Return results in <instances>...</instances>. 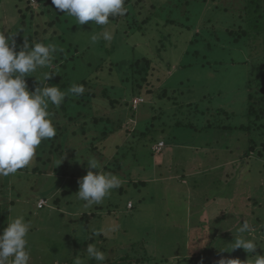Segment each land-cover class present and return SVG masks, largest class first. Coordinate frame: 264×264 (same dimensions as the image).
Returning a JSON list of instances; mask_svg holds the SVG:
<instances>
[{"label": "rangeland", "instance_id": "1", "mask_svg": "<svg viewBox=\"0 0 264 264\" xmlns=\"http://www.w3.org/2000/svg\"><path fill=\"white\" fill-rule=\"evenodd\" d=\"M83 1L91 12L96 9L99 13V16L95 13L92 15L95 21L104 26L97 36L104 47L109 51L113 50L112 57L109 58L112 62L145 56L162 67L163 77L170 72L162 87L168 91L172 101H148L138 111V115H143L139 120L135 119L132 123L126 118L125 124L124 119V126H129L130 132L135 126L139 132L146 129L145 121L140 120H145L150 105H156L160 110V117L152 122L153 130L149 137L138 136L121 146L134 147L135 157L130 158L129 153L120 175L125 178V182L132 180L134 183L146 184L136 189L131 184H125L124 187L119 185L118 188H123L120 192L122 194L119 190L111 189L112 185L109 186L100 201L114 206L112 215L102 222L99 218L89 220L85 230L78 213L93 212L97 203H82L77 190L87 193L95 184L93 180L104 179L101 177V167L103 168L106 160L96 156L87 157L82 144L86 140L84 137L73 141H68L67 138L71 148L73 145L78 148L76 156L79 160L85 155L83 164L78 165L82 176L71 182L61 173L60 159L42 157V152L49 149V144H42L40 148L16 142L6 144L3 148L8 134L4 138L0 136V209L4 211V206L6 207L7 217L4 222L8 226L0 233V264H53L56 259L80 264V255L83 254L80 251L84 247L79 249V242L92 233L102 232L108 240L102 246L104 251L99 255L101 260L96 259L95 264H108V259L113 263L126 255L140 257L145 252L156 258H167L168 264H176L182 260H188L186 264H261L264 260V158L259 157L258 153L264 151L260 145L262 140L256 139L255 150H251L250 145H247L249 137L244 133L224 134L217 129H203L205 124L216 121L226 125L246 122L244 113L249 91L247 81L249 78L256 80L255 76L259 74L255 69L256 58L248 60L246 53L242 52L235 54L233 62L234 57L227 45L220 46L221 49L205 50L203 38H208V34L200 29L189 34L186 44V50L199 51L201 55L200 58L197 57L198 61L185 53L182 40L178 41L179 48L171 50L172 45H169L167 50L160 52L156 48V41L166 34L171 37L179 34V30L171 28L172 25L169 24L167 8H164L168 0H130V3L120 0L119 6L122 7L112 9L111 13L104 10L108 3H103L102 0ZM224 1L226 0L220 2ZM81 2L82 0H24L20 10L21 14L26 15L25 22L31 23L29 29L19 21L16 10L19 0H0V113L11 112L12 120L23 114L19 118V126L23 121L30 123L41 115V110L36 105L45 106L42 96L48 83L60 82L51 55L44 49L46 41L43 44L39 42L52 39V43L56 45V36L61 35L56 27L50 25L52 14L68 3H73L76 9ZM115 2L112 1V4ZM124 6L128 7L129 13H126ZM172 14L171 20L178 22L184 19L183 15L174 17ZM150 15H154L158 21L157 28L151 29V32L140 30L141 23ZM75 23L80 25L81 15L76 16ZM174 24L173 27H178L177 23ZM82 29H79L75 40H81L82 32H89V29ZM34 31L37 33L38 44H33L34 48L31 50L30 40H35L34 36L31 37ZM198 34L201 37L195 41ZM187 35L184 36L185 39ZM71 37L67 33L64 39L69 41ZM89 48L85 51L86 63L93 60L91 50L94 49V44L91 43ZM261 49L259 47L258 51L262 59L264 54ZM203 54L207 55L208 60ZM214 60L220 62L212 65L217 71L205 64L209 61L214 63ZM63 74L64 71H61L60 75ZM103 79L106 81H98L104 86L115 85L122 88L116 96L129 98L125 86L118 84V74H106ZM145 87L143 85L142 92ZM158 89L157 86L155 94ZM190 90L192 92L189 96ZM188 96L196 102H200L205 96L207 102L199 104L201 108L210 102L212 108H223L235 116L231 120V117L218 119L215 110L211 109L209 117L201 115V110H198L189 114L191 117L183 118L177 115L178 107L186 105V100H190H185ZM146 97L153 98L152 95ZM98 100L104 101L100 97ZM104 102L106 106L94 103L96 116L116 119L121 116L124 118L127 114L124 106L119 108V105L112 110ZM6 121L11 122L8 119ZM177 123L182 126H177ZM189 124L193 127H183ZM77 127H80L79 122L71 124L70 132L77 130ZM94 135L93 131L89 132L88 139ZM46 136L43 133L41 138L45 139ZM120 136L125 137L123 134ZM18 138L16 135V139ZM51 140L52 135L49 143ZM117 140L111 136L107 141ZM156 142L163 143L164 146L160 152L152 150L156 155L151 156L149 145ZM59 143L61 145V139ZM67 143L63 144L65 149ZM158 144L153 145V148ZM246 150H249L248 156L245 155ZM71 153H65L68 156L65 161H71ZM37 154L44 161L39 160ZM154 161H162L161 166L174 173L169 175L172 181L160 178L165 172L163 169L152 168ZM239 166L242 167V172L244 168L248 169L245 174L247 179L240 184L236 180L230 181L234 184L230 191L223 194L219 192L221 197L214 196L210 202L205 203L204 197L210 189L206 188L202 178L218 180L221 167L231 170L230 168ZM34 168H38L43 174L34 172ZM96 175L99 176L95 177ZM87 178L89 182L83 186L85 181L82 180ZM195 181H199L201 186L192 190L191 184ZM175 190L179 194H175ZM232 190L234 197L230 195ZM62 191L66 193L60 194ZM52 197L59 199V204L54 206ZM127 202L130 204L126 207ZM132 204L134 209L131 210ZM261 206L263 207L260 208ZM10 229L16 230V233H11ZM76 252H80V255L76 256ZM236 258L240 263H233V260L237 261Z\"/></svg>", "mask_w": 264, "mask_h": 264}, {"label": "trees", "instance_id": "2", "mask_svg": "<svg viewBox=\"0 0 264 264\" xmlns=\"http://www.w3.org/2000/svg\"><path fill=\"white\" fill-rule=\"evenodd\" d=\"M38 1L42 2L45 0ZM102 1L103 3H108L104 10L108 13H111L112 9H115L119 6L120 0H115L116 2L114 4H112V1L114 0ZM220 1L222 0H168V3L164 5V8H167L168 13H166L170 19L169 24L172 25L171 28L179 30V34L173 37H171L169 34L164 35L160 40L156 41V48L161 52L165 51V49L167 50L169 45H172L171 50H174L179 48L178 41L182 40L184 42L185 53L197 60V57L200 58L201 55L199 51L186 50V44L188 43L189 34H192L195 29H200L203 31V33L205 32L208 34V38H203L206 43L204 45L205 50L210 51L213 48L221 49L219 48L220 46L223 47L224 45H227L228 49L230 50V54L233 57L237 53L241 54L244 52L246 53V58L248 60L256 58L255 69L259 71V74L255 76L256 80L249 78L247 81L249 91L247 92V104L244 113L246 122L242 124L238 123L239 125H233L232 123H230V125H226L224 123L219 124V122L216 121L213 124H205L203 129H217L224 134H230L231 132L244 133L247 135V137H249L247 142V145H250L249 149L255 150L257 145L256 139L262 140L260 145L264 149V58L261 59V53L258 51V48L260 47L262 48L261 52L264 54V0H226L222 3ZM19 2L20 4H16L19 21L21 25L23 23L27 28L31 29V23L27 24L25 22L26 15L23 13L21 14L20 10V5L22 2H24V0H19ZM125 2L130 3V0H125ZM110 4L113 6H110ZM73 6V3H68L66 7L63 6L61 10L52 14L51 18H53V20L50 25L56 27L58 32L61 34L59 37L56 36L58 40L56 45L52 43V39H44L43 42L39 41L42 44L46 41L44 49L49 55H51V61H53L56 66V72L59 73L58 77H60V82L57 81L56 83H48L45 93L42 96V102L45 104V106L43 107L38 104L36 105L41 110V115H38V117H36V119L30 123L23 121L21 126H19L17 129V135L19 137L18 139H21L20 144H26L29 147H31L30 145H33L41 148V146L49 144V149L42 152V157H52L53 159L57 157L60 159V167L62 168L61 173L63 172L62 174L64 177H66L71 182H73L76 177L82 176L80 175L81 168L79 169L78 165L83 164L85 161V155L79 160L76 156V152H78L76 150L78 148H75L74 145L71 148L67 143V138H69L68 141H70V139L73 141L74 139L78 140L80 137H84L86 140L83 141L82 144L84 145V153L88 154L87 157L96 156L102 160H106V162L103 163V168L101 167V171H103V175L101 177L104 179L102 181L93 180L95 184L87 193L77 190V194L81 198L82 203H97V206L93 208L95 209L93 212L89 214L85 212L83 214L78 213L80 219L85 225H83V227L86 230L89 220L99 218L102 222L107 220L110 215H112L114 206L111 207L109 205H105L100 201V198L103 196L105 190L109 186L112 185L111 189L119 190L120 193L123 188H118L119 185L124 187L125 184H131L133 185V188L135 187L136 189V187H142L146 184L137 182L134 183L132 180L125 182V178L120 175L123 173V168L126 165V157L129 156V153L131 154L129 156L130 158L135 157L133 153L135 149L134 147L121 146H123L125 142L134 140L138 136L143 138L149 137L153 130L152 122L160 117V110L156 107V105H150L151 108L148 109L149 113L145 115V120H140L145 121L146 129L139 132L136 126L135 129L133 128V130H131V132L129 130V126H124L127 123L126 118H129V122L131 121L133 123L135 119L139 120V117L143 116L138 115L141 105H146L145 103L148 101L165 99L172 101V97H169L168 91L165 89V87H162L166 78L170 76V72L166 73L165 77H163L162 73L164 71L161 73L162 67L156 62L145 58V56L138 57L140 59H122L119 62H112L109 58L112 57L113 50L109 51L106 47H104V44L100 43L99 37L97 36L98 32L102 31L104 26L95 21V18H93L92 15L95 13L97 16H99V13L96 12V9L91 12L83 0L78 6L75 5L76 9ZM123 8L125 9L126 13H129L127 6H124ZM171 13H173L172 15H174V17L176 15H180L182 17L183 15L184 19L182 21L178 20V22L171 20ZM19 14H21V17ZM42 14H44L43 11ZM77 15H81V23L80 25L78 24L79 26H77L75 23ZM155 16L159 18L157 14H155ZM155 16H148L141 23L140 30L151 32V29H156L159 23L154 18ZM152 21H155V23L153 24ZM174 23H177L176 25H178V27H173L175 26ZM79 29H85L84 31L89 29V32H82L83 35L81 36V40L78 41V39L75 40V37L77 36ZM23 32L21 29V33ZM32 33L33 34L31 37L34 36L35 40H30L31 50L34 48L33 44H38V41L36 40L37 33L35 31ZM67 33L71 34L72 36L69 38V41L64 39V36ZM185 35H187L186 39L184 37ZM199 37L201 36L198 34V37H195V41H197ZM209 38H211V40H209ZM91 43L94 44V49L91 50L93 52V60L86 63L87 53L85 51L86 49H90L89 47L91 46ZM203 57L205 59L207 58L208 60L206 54H203ZM232 60L234 62L235 57L232 58ZM218 63L220 62L215 61L212 63L209 61L205 64L211 67L213 64ZM202 64L204 67L206 66L204 63ZM211 68L214 69V71H217L214 66ZM61 71H64L63 75H60ZM106 74L119 75L118 84L119 86H125V90L129 92L128 99H122L123 96H116L119 92V89L122 88H118V86L115 85L110 87L101 84L102 81H106L103 79ZM98 80L101 83H99ZM143 85L146 86L144 88V92L141 91ZM157 86L159 89L155 94V88ZM188 92L190 96L192 91L190 90ZM98 94L100 95L98 96ZM147 95H152L153 98H147ZM189 96L185 97V100L190 99L191 97ZM99 97L106 101L112 110L115 109L116 106L120 105L119 108H121V105L124 106L126 108L127 114H125L124 118L121 116L117 117L116 119L96 116L94 113L96 109L94 107V103L106 106L104 101L98 100ZM135 98H140L143 100V103H140L136 109L132 107V101ZM206 100L207 98L205 96L200 100V102H196L193 99H190L189 101L186 100V105L178 107L179 112L177 115H180L183 118L191 117L189 114L201 110V115L209 117L211 109H213L215 110V116H217L218 119H221V117H226L229 119L231 117V120L235 116L234 113L230 111V113H228L223 108H212L210 102L201 108L199 104L205 102ZM2 113H0V121L3 120V118H1ZM149 114H152L150 118L148 117ZM76 122H79L80 127H77V130L70 132V125L75 124ZM179 125L182 126L181 123H177V126ZM183 127L185 128L193 126L189 124L183 125ZM51 130H53L52 133ZM92 131L95 133V135L88 139L87 135ZM43 133H46L47 135L45 139L41 138ZM129 133L132 134L130 135ZM120 134H123L125 137H121ZM50 135H52L51 143H49ZM111 136H113L115 140H118L116 142H108L107 140ZM60 139L62 141L61 145L59 143ZM158 142L149 145V149L152 154L151 156L156 155L152 151V148L153 145L158 144ZM66 143L67 150L63 147V144ZM10 144H12L11 141ZM174 144H176V142ZM57 152L59 153L58 155ZM69 152H72L71 161H65L68 157H66V155ZM122 153L125 154L122 155ZM248 154L249 150H246L245 155L248 156ZM258 155L259 157L264 158V151L259 152ZM37 157L39 160H43V158H40L38 154ZM161 164L162 161H154L151 165L152 168L154 167L156 170H164L165 173L164 175L161 174L160 178L165 177L166 179L172 181L173 179H170L169 175H173L174 173H171V170L168 172V168L162 167ZM262 167H264V165H262ZM223 168L224 167H221V174L218 180H213V178L210 179V177L202 178V182L206 185V188L210 189L208 195L204 197L206 200L203 199L205 203L210 202L214 196L221 197V194L230 191L232 188L231 186H234V184L232 185L230 181L236 180L237 183L240 184V182H243L244 179H247V175L245 174L247 173L248 169L245 170L244 168V171L242 172L241 166L238 168H230L231 170ZM34 172H38L40 175L43 174L42 172L38 171V168H34ZM98 176L99 175H96L95 177ZM82 181H85L83 183L84 186L89 182V179H83ZM200 186L201 183L199 181H195L191 184V189L196 190L199 189ZM219 192H221L220 195L218 194ZM65 193V191H62L60 194ZM232 193L234 194V190L230 192V195L234 197L235 194L232 195ZM175 194H179L177 193V190H175ZM52 198L53 199H51V202L54 206L59 204V199L56 197ZM45 200L47 201V199ZM71 203L72 202H69V204ZM128 204L130 203L127 202L126 207ZM262 207L263 206L260 208ZM5 208L6 207L4 206V211L0 209V233L4 232L8 228L6 222H4L5 218L7 217ZM130 209H134L133 204L130 206ZM1 222L4 223L3 226ZM10 232L15 234L16 230L10 229ZM102 233H92L90 237H87V239L79 242L80 245L77 244L79 249H81V246L84 247L80 251L83 252L82 255H80V252L75 253L76 256L80 255L82 258L80 264H95L96 259H100L99 255L102 254V251H104L102 246L108 240L107 237H105ZM72 250H74V248ZM242 259L243 257L240 258V260ZM236 260V262L233 260V263H240L239 259L236 258ZM107 261L108 264L169 263L167 258H156L151 255L149 256L146 252L145 254L140 255V257L126 255L114 260L113 263L109 261V259ZM56 262L60 264H71V261L69 260L59 261L56 259L53 264H56ZM187 262L189 261L182 260L176 264H186ZM261 264H264V260L261 261Z\"/></svg>", "mask_w": 264, "mask_h": 264}, {"label": "crops", "instance_id": "3", "mask_svg": "<svg viewBox=\"0 0 264 264\" xmlns=\"http://www.w3.org/2000/svg\"><path fill=\"white\" fill-rule=\"evenodd\" d=\"M10 114L11 112H4L1 115V118H3L2 121H0V136L4 138L5 134L7 133L8 135L6 136L7 138L4 139L5 144L3 145V148H5L6 144H10V141L12 142V144L16 143V142H20L21 139H16V135H17V129L19 127V118L23 117V114L19 115V117L15 120H12L10 118ZM11 120L10 121H6V120ZM4 132V133H2Z\"/></svg>", "mask_w": 264, "mask_h": 264}, {"label": "built area", "instance_id": "4", "mask_svg": "<svg viewBox=\"0 0 264 264\" xmlns=\"http://www.w3.org/2000/svg\"><path fill=\"white\" fill-rule=\"evenodd\" d=\"M140 103H143V100L140 99V98H135V99L132 101V107H133L134 109H136L137 106H138ZM163 146H164L163 143H159L158 145L154 146V148H152V149H153V151H155V152H160Z\"/></svg>", "mask_w": 264, "mask_h": 264}]
</instances>
